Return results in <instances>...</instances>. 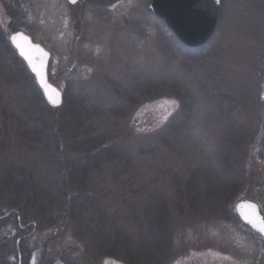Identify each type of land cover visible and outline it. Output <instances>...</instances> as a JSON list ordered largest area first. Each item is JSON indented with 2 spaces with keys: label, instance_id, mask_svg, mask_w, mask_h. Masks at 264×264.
<instances>
[{
  "label": "rangeland",
  "instance_id": "374dc122",
  "mask_svg": "<svg viewBox=\"0 0 264 264\" xmlns=\"http://www.w3.org/2000/svg\"><path fill=\"white\" fill-rule=\"evenodd\" d=\"M150 1L0 0L5 42L22 30L44 45L50 80L84 98L106 128L119 121L122 151L150 149L128 171L115 161L87 170L95 206L63 217L68 205L49 201L68 185L60 155L42 135H27L42 128L40 116H53L21 77L33 81L26 66L0 45V179L15 170L18 180L3 185L0 216L22 190L14 187L24 183L38 196L24 220L35 226L19 227L15 214L0 221V264H133L130 255L154 264L142 253L158 248L155 264H264V239L235 213L242 196L227 198L237 186L264 187V0H223L213 39L194 51L174 42L148 12ZM152 85L165 93L141 96ZM95 213L102 217L78 234L77 221ZM114 229L123 233L109 235Z\"/></svg>",
  "mask_w": 264,
  "mask_h": 264
},
{
  "label": "trees",
  "instance_id": "16d2710c",
  "mask_svg": "<svg viewBox=\"0 0 264 264\" xmlns=\"http://www.w3.org/2000/svg\"><path fill=\"white\" fill-rule=\"evenodd\" d=\"M167 30L169 31V29ZM170 34L171 37H173L172 39L174 40V42L186 50L189 51L201 50L205 47L204 46L198 49H190L186 46H183L171 32ZM0 45L4 49V54L8 56L11 60H13L15 63L20 61L23 62L20 59V57L16 54L15 50L12 48L10 43L4 41L1 34H0ZM20 75L21 77L24 78L23 80L26 83L30 85L33 82L35 83L34 78L33 81H30L28 78H26L27 73L25 74L21 73ZM25 78L30 83L26 81ZM31 88H32L31 92L35 97V100L39 98L42 102V105L45 106L44 109L50 110L51 112L50 115H52L53 117L52 118L50 116L48 117V115L46 114H44L42 117L40 116V120L44 122V125L39 130L37 128H33V131L28 132L27 133L28 138L30 140L35 141L37 139L36 136L42 135L43 138L45 139V141H41V143H43V146H46L50 150L53 149L58 152V154L60 155L59 161L62 164L61 166H63L64 168V172H62V174L64 175L62 182L68 184L67 186L64 185L63 187L61 186L59 188H56V190L52 193V195L49 196L54 199H50L49 201L57 200L58 202L65 203L68 205L67 209L61 210L63 217L69 218L70 220L74 218H80L84 214H86L91 207L95 206L94 204H96V202L94 201L95 194L91 193L90 189H88L87 187L89 182L88 181L89 179L85 176V172L87 170L91 171L92 168L100 169L102 168V166H110L112 162L115 161L116 164L122 165L126 169V171H128L127 168L132 166L134 157H137L138 155L150 153V149L142 146L139 148V151L134 156L130 155L129 152L126 150L122 151L120 147L121 145L120 140H118L116 136V134L121 132V129L118 128L119 121H109V123L113 125L112 126L109 125V129L108 127L106 128L105 124H103V121H101L98 118V116H101L102 114L98 113L96 109H92V108L88 109L84 104V98L74 97V95L69 94L68 89H66L63 92L64 94L63 105L60 108L54 109L49 107L44 102L37 86L35 87V89L32 86ZM141 93H142L141 96L148 93L150 95L148 96L149 99L151 97L155 99L156 97H160V94L165 92L160 91L159 85H152L146 88L145 91H142ZM58 110H59V116L55 115V112ZM164 137L166 138L168 137V135H165ZM62 146H67V148L61 150ZM256 148H257V142L255 141L254 149H253V151L255 152L254 154L255 160L260 159L258 158V154H257L258 151ZM63 154H66V156L68 155V157H66V160L62 162L61 160H64V158L61 157ZM15 172H16L15 170L14 171L8 170L7 173L4 175L3 179H0V200H5L7 198V195L1 192L3 189V185L13 182L18 183L17 178L14 177L16 175ZM110 175L114 177V181L117 180L119 182H125L128 180V179L124 180L119 178L122 176L120 173L112 172ZM25 186L26 185H24L23 183L21 185L14 187V189L20 187L22 188V190L12 193L13 195H17L18 197L15 199V202L9 203L6 209L7 210L10 209L9 211L16 210L18 212V215L21 216L20 218H17V221L20 220L19 222L27 224L30 221L29 220L24 221L26 220L25 218L27 216L26 210L27 208H29V205H31L32 200H38V196H36V194L32 196L31 190L30 189L26 190ZM239 187L237 186L236 188L229 189L230 191L229 194L227 193V198L230 197L231 199L232 198L235 199V196H242V198H245L251 195L254 198L258 197V201L260 205L262 204L264 206V199L260 195V194L264 195L263 186L253 191L250 188L240 189L242 186L240 188ZM183 198H185V196ZM231 199H230V203H231ZM133 208L136 210V207ZM101 217H102L101 215L95 213L94 216L90 217V220L88 219L85 220L87 217H84L83 219L77 221L78 223L76 225H78L79 227V230H77L79 231L78 234L88 232L91 228L89 222L93 221L91 219L101 218ZM151 228L154 227L152 226ZM159 228L164 236L165 232L167 231L163 223L159 226ZM122 229L123 228H121V230ZM120 233L123 232L114 229L110 231L109 235L120 234ZM162 240L160 239V241ZM140 245H142L143 247L146 246L145 243H141ZM151 251L152 253L153 252L155 253L156 257H159L160 255L163 254V250L161 248H158V250L153 249ZM129 258L132 259L130 260L131 263H133L134 261L136 262L137 260V258L132 257L131 255Z\"/></svg>",
  "mask_w": 264,
  "mask_h": 264
},
{
  "label": "water",
  "instance_id": "95a60500",
  "mask_svg": "<svg viewBox=\"0 0 264 264\" xmlns=\"http://www.w3.org/2000/svg\"><path fill=\"white\" fill-rule=\"evenodd\" d=\"M79 1L80 0H77V2ZM68 2L70 3V0H68ZM147 8L151 14L159 19L174 34V36L183 46H186L190 49L204 47L212 39L217 28L220 14V6H214L212 4V0H151ZM17 33H22L23 36L28 38V41H30L31 44L39 45V47L43 49L44 52L48 53L47 57H42L41 53L33 51V55L38 57L35 60L37 65H39L40 59L45 61V77L47 83L51 85L53 89L58 90L61 94L62 103L59 106H54L48 101V98L45 95V89L41 85L39 78L31 70L28 62L20 55L19 50L12 43L10 37L16 35ZM10 37L9 41L11 45L16 50L17 54L23 59L29 71L33 74L45 103L51 108H59L62 106L64 101L63 92L50 81L48 76L51 53L40 43L34 42L32 38L22 30L14 31ZM21 43L26 42L22 40ZM243 202H251L256 204L258 206L259 213L264 215V211L260 203L251 197L242 198L236 203L235 212L244 224H246L264 239V235L253 228V226L249 224L241 215L242 209L237 206ZM243 211H247V209H243ZM10 213L11 212H8L2 217H7L10 215Z\"/></svg>",
  "mask_w": 264,
  "mask_h": 264
},
{
  "label": "snow or ice",
  "instance_id": "6c2138e0",
  "mask_svg": "<svg viewBox=\"0 0 264 264\" xmlns=\"http://www.w3.org/2000/svg\"><path fill=\"white\" fill-rule=\"evenodd\" d=\"M77 0H70L71 4H75ZM223 0H212V4L216 7L222 5ZM12 43L19 50L20 55L28 62L31 70L36 74L39 78L41 85L45 89V95L48 98V101L54 105L59 106L62 103L61 94L58 90L53 89L51 85H49L46 81L45 77V61L40 59L39 65L35 63V60L38 58L33 55V51L39 52L42 54V57H47L48 53L44 52L43 49L39 47V45H33L28 38L23 36L22 33H17L10 37ZM25 41L26 43H21V41ZM173 106L175 108H179L180 105L176 101H173ZM237 207L242 209L241 215L244 219L253 226L257 231H259L262 235H264V215H261L258 211V206L251 202H243L239 204ZM243 209H247V211H243Z\"/></svg>",
  "mask_w": 264,
  "mask_h": 264
},
{
  "label": "flooded vegetation",
  "instance_id": "af4514ba",
  "mask_svg": "<svg viewBox=\"0 0 264 264\" xmlns=\"http://www.w3.org/2000/svg\"><path fill=\"white\" fill-rule=\"evenodd\" d=\"M0 218H1V216H0ZM2 219H0V221H1ZM19 225V224H18ZM27 226V224H25V225H19V227H21V228H24V227H26ZM28 235H25L24 236V238H26ZM142 254H146V255H148L149 256V260H150V262L152 261V262H154V264H155V258H156V255H155V253L153 252L152 253V251H150V252H143ZM136 262L138 263V262H145V260L144 259H137L136 260ZM135 263V261L133 262V264ZM17 264H22V261H21V258H19V260L17 261ZM152 264V263H151Z\"/></svg>",
  "mask_w": 264,
  "mask_h": 264
}]
</instances>
